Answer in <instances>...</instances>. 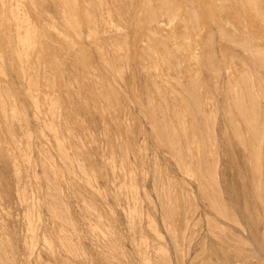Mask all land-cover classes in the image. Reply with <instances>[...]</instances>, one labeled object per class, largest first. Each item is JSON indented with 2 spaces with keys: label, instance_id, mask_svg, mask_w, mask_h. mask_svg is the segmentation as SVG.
I'll return each instance as SVG.
<instances>
[{
  "label": "rangeland",
  "instance_id": "obj_1",
  "mask_svg": "<svg viewBox=\"0 0 264 264\" xmlns=\"http://www.w3.org/2000/svg\"><path fill=\"white\" fill-rule=\"evenodd\" d=\"M0 264H264V0H0Z\"/></svg>",
  "mask_w": 264,
  "mask_h": 264
}]
</instances>
